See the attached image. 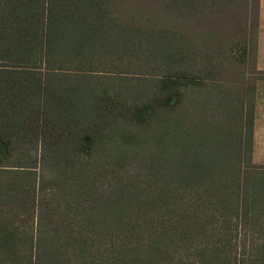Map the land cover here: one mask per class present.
I'll list each match as a JSON object with an SVG mask.
<instances>
[{
	"label": "trees",
	"instance_id": "obj_1",
	"mask_svg": "<svg viewBox=\"0 0 264 264\" xmlns=\"http://www.w3.org/2000/svg\"><path fill=\"white\" fill-rule=\"evenodd\" d=\"M258 6L0 0V264H264Z\"/></svg>",
	"mask_w": 264,
	"mask_h": 264
},
{
	"label": "crops",
	"instance_id": "obj_2",
	"mask_svg": "<svg viewBox=\"0 0 264 264\" xmlns=\"http://www.w3.org/2000/svg\"><path fill=\"white\" fill-rule=\"evenodd\" d=\"M249 68V64L247 65ZM252 68L262 72L254 81L253 158L264 162V0H259L256 51ZM255 161V160H254Z\"/></svg>",
	"mask_w": 264,
	"mask_h": 264
},
{
	"label": "rangeland",
	"instance_id": "obj_3",
	"mask_svg": "<svg viewBox=\"0 0 264 264\" xmlns=\"http://www.w3.org/2000/svg\"><path fill=\"white\" fill-rule=\"evenodd\" d=\"M227 14H222V17H221V19L223 20V21H226V23L224 22L223 23V25H222V27L220 28V29H216L215 31H214V33H215V38L217 39L218 37H219V40L220 41H222L223 40V36H224V34H225V32L226 31H228L227 30V28H228V26L230 27V22H229V19H228V17L226 16ZM220 15H217L216 16V18H218ZM210 25L208 24V26H205L204 28H200L199 30H200V38H201V43H202V39H204L205 40V42L208 44V43H211L212 42V39L210 38L209 39V37H211V36H213L212 34H214L213 33V30H212V28L211 27H209ZM214 43L216 44L217 42L215 41V39H214ZM241 46L240 45H238V47H236V50H237V52L240 50V52H242L243 50H241ZM252 61H253V57H251V55H250V57H249V59H248V61H247V63H245L243 66H247L248 64H249V69H252ZM250 71H254V72H259V71H257V70H250ZM253 160H255V162H258V163H261V161H262V159H258L259 161H257V159H255V158H253ZM262 163H264V162H262Z\"/></svg>",
	"mask_w": 264,
	"mask_h": 264
}]
</instances>
